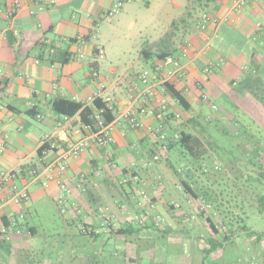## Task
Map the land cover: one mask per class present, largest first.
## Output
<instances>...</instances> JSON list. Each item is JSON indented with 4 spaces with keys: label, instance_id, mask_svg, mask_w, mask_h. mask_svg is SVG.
<instances>
[{
    "label": "crops",
    "instance_id": "0c3cea01",
    "mask_svg": "<svg viewBox=\"0 0 264 264\" xmlns=\"http://www.w3.org/2000/svg\"><path fill=\"white\" fill-rule=\"evenodd\" d=\"M116 1L23 0L10 28L8 20L0 16V174L21 171L2 185L0 226L11 213L23 212L31 230V236H15L10 241L0 236V253L7 255L2 264H93L94 258L101 264H190L189 260L200 257V247L184 238L187 215L184 195L176 188V176L166 163L142 168L155 149V139L144 130L132 129L125 121L129 88L102 73L104 59L109 58L112 65L115 62L112 50L118 37L112 30L122 19L113 23L114 17L120 12L128 17L136 0L106 18ZM183 1L184 14L159 40L162 48L157 52L144 49L143 59L139 60L145 65L144 71L162 55L180 56L188 47L184 60L189 64L188 73L177 82L176 89L189 102L192 115L184 119L177 101L167 92L171 117L165 123L169 135L184 128V122L191 118L198 122L207 118L204 109L211 112V105L217 106L212 98L233 99V87L244 78L252 59H264L260 53L264 0H250L240 10H233L235 0ZM12 2L0 0V11L9 10ZM205 13L217 17L219 23L201 33L197 25ZM155 43L148 45L151 48ZM98 49L104 50L102 58L97 56ZM93 70L99 72L100 79L92 78ZM139 75L133 77V82L140 83ZM102 85L106 88L103 96L110 97L115 107L116 120L106 130L114 142L105 147L94 144L70 161L64 179L72 197L62 213L57 203L61 193L56 164L66 148L85 134V126L80 113L74 117L59 115L52 103L57 99L86 102ZM202 94H207L209 100L204 101ZM218 106L210 116L221 123L231 113L224 110V114ZM139 107H134V115L145 125L158 126L162 122L143 117ZM176 114L181 117L178 121L172 119ZM43 146L46 150L40 151ZM172 159L178 160L174 155ZM13 186L28 190V205L2 202ZM141 190L148 192L158 213L166 218L171 234L162 237L152 229L123 236L109 232V228L121 229L130 224L139 228V224L132 223L131 215L137 211L135 204ZM47 201L63 216L61 222L36 221ZM174 203H182L183 209L173 210ZM102 211L112 217L110 225H105ZM147 223L152 224V220ZM50 228L53 232L47 231ZM91 232L100 234V238H92ZM56 243L62 246L58 248ZM236 253L224 251L215 258L227 259V264H237L241 259L244 264L250 263L245 252Z\"/></svg>",
    "mask_w": 264,
    "mask_h": 264
},
{
    "label": "trees",
    "instance_id": "16d2710c",
    "mask_svg": "<svg viewBox=\"0 0 264 264\" xmlns=\"http://www.w3.org/2000/svg\"><path fill=\"white\" fill-rule=\"evenodd\" d=\"M260 42H262L260 53L264 55V36L261 37ZM164 57L166 55H162V58ZM168 92L175 98L179 106L185 111H190L189 102L176 89L175 85H169ZM232 98L231 101L238 103L237 108L245 111L249 107L243 105L242 102L248 99L253 100V103L261 108L259 114L264 118V59L262 62H259L256 57L252 59L244 78L238 86L233 87ZM52 109L57 114L67 117H74L80 113L81 122L84 126L94 125V116L98 109H104V124L106 126L116 120V112L100 99L95 100L90 106L68 99H57L52 103ZM207 119L208 117H205L202 122H198L196 119L191 118L188 122H184V128L179 129L173 135L170 134L171 138L178 135L179 139L173 141L170 138L168 151L166 156L162 158V163L168 164L169 169L176 176L177 185L183 187V195L186 201L191 205L192 202L196 204L194 208L195 216H188L184 211V215H187V218L186 216L184 218L189 219V221L196 219L202 222L207 229V231L200 230L198 234H195L190 226L191 223L184 221V238L193 240L200 247V257L192 258L189 262L190 264H216L218 258H215V255L217 253L234 251L233 247L243 241L246 242V248L243 251L250 256L249 264H261L264 260V224L262 223L264 221V139L260 141L258 138L256 140L258 143L255 145L254 150H248L244 143L236 145L241 152V156L254 167L255 173L246 181L249 188L246 185L245 188L243 186L237 188L238 193L224 202L221 195L216 194L211 188L204 185L196 176V172L201 170L203 174L206 172L205 175L211 178L216 175L215 172L217 171L216 167L209 169L203 166V162L210 155L213 147L212 138L208 133L206 124L208 126L214 124L215 127H218L219 130L222 129L226 134L230 131L226 126L225 128L221 126L214 116L209 121ZM204 123L206 124L204 125ZM196 125H199V127H196ZM260 131L264 132V127ZM245 136L251 140L255 139V135L245 133ZM41 150L45 151L46 147L43 146ZM173 155L178 159L177 161L172 159ZM180 168H184V176L179 173ZM129 183L132 187V181ZM200 202L211 206V208L200 210ZM135 205L137 208L136 213H138L139 209L137 204ZM172 206L173 210H177L174 204ZM145 229H152L162 237L172 233V229H169L167 225L160 228L155 226L153 222L152 224L146 222L144 225H139V228H135L132 224L121 229L112 227L109 228V232L123 236L139 233V231ZM91 236L98 240L101 235L91 232ZM209 260H211L210 263ZM101 263L97 258L93 259V264ZM238 263L244 264L242 259L237 260Z\"/></svg>",
    "mask_w": 264,
    "mask_h": 264
},
{
    "label": "rangeland",
    "instance_id": "374dc122",
    "mask_svg": "<svg viewBox=\"0 0 264 264\" xmlns=\"http://www.w3.org/2000/svg\"><path fill=\"white\" fill-rule=\"evenodd\" d=\"M185 5L186 3L183 0H136L135 3L130 6H134V8L128 17H125L124 12H120L116 15L113 23H116L118 19H122V21L119 25L113 27L112 30L118 37L112 50L115 62L113 63L114 65H112L109 58L104 59L105 65L102 69V73L108 75L112 79L111 81L119 82L123 87L126 86L129 89L137 84L136 81L133 82L132 79L138 73H142L145 68V65L139 61L143 59L141 51L144 49H152L153 52H157L162 48L159 40L164 37L173 27V24L178 22L182 17L185 11ZM126 9H128V7ZM155 41L156 43L150 48L148 43H153ZM170 98L175 100L171 95ZM212 99V102H216L217 106L219 105L218 107L221 108L224 114L226 113L225 111L231 113L227 114V118L220 123L221 126H224V128L226 126L230 131L226 134L222 129L219 130L218 127H215L214 124L208 126V124L204 123L212 138L213 147L211 148L210 155L203 162V166L209 169L219 167V170L216 172L213 171L216 175L211 178L205 175L207 174L205 171V174H203L201 170L196 172V176L204 185L211 188L216 194L221 195L224 202H226L238 193L239 190L237 188L242 186L245 188V185L248 187L246 181L250 176H254V167L248 164L247 160L241 156V152L237 149L236 145L244 143L248 150H254L256 147L255 145L258 143L256 140L258 138L260 141L264 139V132L260 131L264 127V118L259 114L261 108L257 107L251 99L242 102L243 105L249 107L246 111L238 109V103L236 101L220 98L216 99L215 97ZM179 109L184 113V118H188L192 115L191 110L185 111L181 106H179ZM204 113H206L205 116L208 114V116H210L213 111L210 112L209 109H204ZM245 133H248V135H255V139L251 140L247 138ZM183 203L184 211L188 216H195L194 208L196 204L192 202L191 205L186 201L185 197ZM36 219V221H41L43 224H49L51 220L61 222L63 216L60 215L50 201H47L42 204L39 217H36ZM185 219L186 218H184V221L191 223L190 226L193 228L195 234H198L200 230L203 232L207 231L206 226L202 225L198 220L192 219L189 221V219ZM262 223L264 224V221ZM49 230L53 232V228L47 231ZM57 231L59 230H56V232L52 234L55 235ZM54 245L58 248L62 246L61 243H56ZM233 248L234 252L237 251L236 254H241L246 248V242L241 241ZM3 257H7V255L0 253V264L4 261ZM210 261L211 260H209V263ZM227 263V259H218L216 262V264Z\"/></svg>",
    "mask_w": 264,
    "mask_h": 264
},
{
    "label": "built area",
    "instance_id": "2783aa9c",
    "mask_svg": "<svg viewBox=\"0 0 264 264\" xmlns=\"http://www.w3.org/2000/svg\"><path fill=\"white\" fill-rule=\"evenodd\" d=\"M133 0H117L114 8L106 13V18H111L118 14L123 7L131 3ZM250 0H235L233 5V10L242 9ZM50 4H54V1H50ZM23 7V0H13L12 5L9 10L2 13L0 11V16H4L9 23V28L13 26V21L17 13ZM227 17L223 21H227ZM219 20L217 17L205 13L201 16L199 23L197 25V31L204 33L207 31L211 24L217 25ZM188 48V47H187ZM184 49L180 56H166L158 60L151 68H148L139 75V82L129 89L130 95V106L126 113L124 114L125 121L128 122L132 129L144 130L149 135H151L155 140V149L150 156L142 163L143 169H152L162 163V158L166 156L168 151V145L170 140L169 127L165 123L171 117L169 113V101L166 96L168 92L169 85H175L179 80L185 79L188 73V63L184 61L188 57V49ZM97 56L102 58L104 56V50L98 49ZM81 56L80 59H82ZM91 76L94 79H100L101 76L97 70L91 72ZM140 84L142 87H140ZM105 86L102 85L100 90L93 94L86 102H80L84 105H92L95 100L100 99L105 103L111 110L115 111L113 100L110 97L103 96L105 91ZM204 101L209 100L207 94H202ZM139 105L138 112L140 115L151 116L156 118L160 122L158 126L145 125L144 122L134 115V107ZM213 111H217L216 105H211ZM172 119L180 120V115H173ZM212 119V116H208V121ZM107 126L104 124V109H98L94 116V125H89L84 127L85 134L76 141L73 145L66 148V150L61 154L56 167H57V182L60 188V196L58 198V206L62 213L67 211L69 205L68 200L72 197V190L68 185L67 181L64 179L67 173L68 166L71 160L78 158L94 144L105 147L114 142V138L107 131ZM173 141L179 139L178 135H174L171 138ZM219 170V167L215 168ZM21 173L20 170L1 173L0 174V191L4 182L16 178ZM179 173L184 176V168L179 169ZM138 180V178H135ZM159 180H162L159 178ZM177 190L184 193V189L181 185L176 186ZM5 203H11L17 206H25L30 202V194L26 188H18L13 186L9 190V196L6 200L2 201ZM139 209L138 213H133L131 215L132 223L144 225L148 220H152L153 224L157 227L164 228L167 225V220L158 213L156 209V204L151 200L149 194L145 190L139 192V198L136 202ZM177 210L182 209V204L174 203ZM211 206L200 202V210H209ZM105 225L111 224L112 217L106 216ZM1 218V216H0ZM6 220V222H5ZM104 229L107 230L105 227ZM0 236L10 241L13 237H26L31 236L30 227L26 221V216L23 212L11 213L6 218L0 226Z\"/></svg>",
    "mask_w": 264,
    "mask_h": 264
}]
</instances>
